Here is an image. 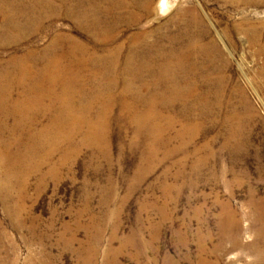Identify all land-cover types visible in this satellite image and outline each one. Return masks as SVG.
Wrapping results in <instances>:
<instances>
[{"label":"rangeland","instance_id":"rangeland-1","mask_svg":"<svg viewBox=\"0 0 264 264\" xmlns=\"http://www.w3.org/2000/svg\"><path fill=\"white\" fill-rule=\"evenodd\" d=\"M160 1L88 0L85 7L92 6L91 14L116 23L113 45L96 46V52L106 56L122 45L121 68L133 45L145 58L152 47L156 52L168 46L167 35L189 26L198 51L193 62L198 65L199 96L206 97V105L198 107L199 130L185 136L191 143L183 147L177 133L186 109L175 102L169 111L175 126L162 141L153 143L139 131L131 121L130 97L135 93L128 92L127 101L120 99L133 68L127 80L120 71L110 76L118 84L105 92L112 95V106L99 144L79 146L77 135L66 161L67 145L61 143L49 164L28 174L16 166L22 157L19 144L7 150L0 141V264H82L77 249L95 234L103 237L94 264H104L112 234L147 241L140 244L144 257L129 246L118 255L119 264H264V0H177L164 9ZM60 5L58 0L38 4L42 20L26 24L28 32L21 39L16 33L0 34L2 71L11 70L12 60L29 50L46 57L58 35L89 44L97 40ZM191 13L198 15L196 22ZM34 26L39 27L36 33L30 32ZM90 84L83 91L74 86L79 100L95 96L97 87ZM20 92L13 86L7 100L3 90L0 105H13ZM52 113L43 114L39 124H48ZM98 113L95 107L90 118ZM6 114L0 106L1 129L13 125ZM188 123L193 127V121ZM168 137L171 143H166ZM5 138L14 139L8 133ZM53 166L58 169L50 173ZM9 174L13 183L5 187ZM114 243L117 248L118 241Z\"/></svg>","mask_w":264,"mask_h":264},{"label":"bare ground","instance_id":"bare-ground-1","mask_svg":"<svg viewBox=\"0 0 264 264\" xmlns=\"http://www.w3.org/2000/svg\"><path fill=\"white\" fill-rule=\"evenodd\" d=\"M42 1L0 0V18H2L0 34L3 33L9 37L16 33L17 40L25 36V33L28 32L26 24L31 25L37 20L40 22L42 20L37 15L38 4ZM58 1L61 3V7H66L65 10L69 14V18L77 27L84 33L94 34L97 36V40L89 44L75 39L69 34L58 35L45 50L46 57L36 56L35 51L28 49L29 51L16 59L15 62L12 60L14 66L11 70L4 68L2 71L3 68L0 67V93L4 90L5 98L10 100L11 88L18 85L21 89L20 97L13 105H0L7 111V117L13 120L11 128H0V141H3V147L8 150L11 146L15 147L19 144V147L22 148V157L16 161V166L25 169L28 174L30 171L39 172L43 165L50 163L61 143L67 145L66 149L64 148L66 154L62 162L66 161L69 145L75 143L77 135L81 137L79 146L88 143L97 145L98 142L103 141L106 132V117L112 106V95L105 92L112 90L118 84V80L111 79L110 76H114L120 71L125 76L124 80H127L128 71L130 69L133 71V68H135L134 75L131 77L129 75L127 82H123V92L120 96L121 101L124 102L129 98L126 96L128 92L135 93L134 97H130L131 105H133L131 121L135 122L139 131L150 136L153 143L160 142L163 135L173 131L176 118L169 111L174 109L175 102H180L186 111L183 110L180 113L182 120H179L181 128L177 137L184 139L183 147L189 145L191 141L190 139L185 140V136L192 135L199 130V119L202 115L199 108L206 105V97L199 96V77L195 76L198 65L193 62L198 51L195 49L193 37L189 36L191 32L188 24V27L182 28L183 30L180 32L167 35L165 41L168 46L161 47V51L154 52L153 47L150 46V48L152 47L149 50L150 54L147 53L149 56L147 55L145 58L133 45L124 57L123 66L119 68L118 62L123 50L122 45L109 49L106 56H99L95 48L99 45H113L116 23L100 21L94 14H91L92 6L85 7L88 0ZM176 3L177 0H161L159 7L161 9L170 8V5ZM191 17L195 22L199 19L195 13H191ZM37 30H39L37 26L30 28V32L33 33H36ZM63 44L66 45L65 49L61 48ZM161 59L162 62H160ZM108 75L109 77H107ZM98 78L103 82L104 80H108V82H105L106 84L101 81L96 82L95 80ZM93 81L97 87L95 96L79 100V97L73 92L74 86H80L83 91ZM44 101H47L48 104L41 105ZM82 103H87V105H77ZM134 105H143V109L139 110ZM95 107L99 109V113L94 116L95 118H90ZM196 109L198 113H195ZM50 111L53 113L49 123L39 124V118ZM190 121H193V127L188 123ZM5 133L11 134L13 138L16 133L18 136L10 142L11 139L5 138ZM21 140H26L28 144H23ZM165 141L171 143L169 137ZM150 150L151 156L154 157L156 146L151 145ZM57 169L54 166L51 167L50 173ZM21 173H23L22 175L26 174L25 171H21ZM12 177L11 174L7 175L5 187L13 183ZM26 178L27 176L24 175L23 179ZM102 237L101 234L89 235L88 241L77 249L82 264H94L93 261L98 256ZM108 239L109 245L105 250L104 264H119L118 255L129 246L137 250L139 257L145 256L144 249L140 244L147 241H142L143 239L139 235L120 239L117 234H112ZM76 241L78 240L73 236L71 243L75 244ZM116 241L119 246L114 248L113 244ZM198 253L200 252L198 251ZM138 259L140 260V258ZM201 264L206 263L202 261Z\"/></svg>","mask_w":264,"mask_h":264}]
</instances>
